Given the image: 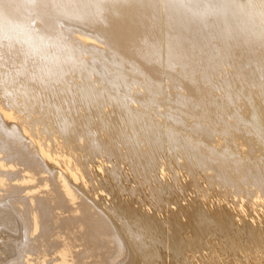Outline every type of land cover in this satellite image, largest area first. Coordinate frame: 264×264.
I'll return each mask as SVG.
<instances>
[{"label":"bare ground","instance_id":"bare-ground-1","mask_svg":"<svg viewBox=\"0 0 264 264\" xmlns=\"http://www.w3.org/2000/svg\"><path fill=\"white\" fill-rule=\"evenodd\" d=\"M0 264H264V0H0Z\"/></svg>","mask_w":264,"mask_h":264}]
</instances>
